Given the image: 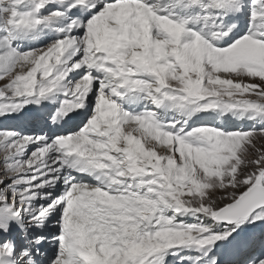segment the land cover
<instances>
[{
    "label": "snow or ice",
    "instance_id": "obj_1",
    "mask_svg": "<svg viewBox=\"0 0 264 264\" xmlns=\"http://www.w3.org/2000/svg\"><path fill=\"white\" fill-rule=\"evenodd\" d=\"M0 82V264H264V0H0Z\"/></svg>",
    "mask_w": 264,
    "mask_h": 264
},
{
    "label": "rangeland",
    "instance_id": "obj_2",
    "mask_svg": "<svg viewBox=\"0 0 264 264\" xmlns=\"http://www.w3.org/2000/svg\"><path fill=\"white\" fill-rule=\"evenodd\" d=\"M42 43H43V41L40 42V44H42ZM40 44H36V45H33V46H40ZM0 83H2V82H0ZM7 126H12V125H7ZM227 126H230V127L234 128V127H237L238 125L235 122H233L231 125H227ZM244 126L247 127V125H244ZM259 144H264V140L258 141V145Z\"/></svg>",
    "mask_w": 264,
    "mask_h": 264
}]
</instances>
